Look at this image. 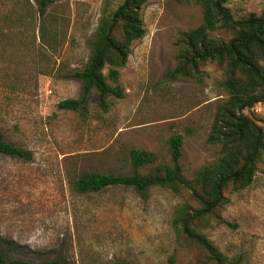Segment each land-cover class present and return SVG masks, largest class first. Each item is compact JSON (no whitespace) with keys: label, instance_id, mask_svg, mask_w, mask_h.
Segmentation results:
<instances>
[{"label":"rangeland","instance_id":"374dc122","mask_svg":"<svg viewBox=\"0 0 264 264\" xmlns=\"http://www.w3.org/2000/svg\"><path fill=\"white\" fill-rule=\"evenodd\" d=\"M119 0H0V133L30 150L23 160L0 154V242L9 255L58 264H215L178 230L175 219L185 195L155 185H110L78 192L79 173L124 174L132 170L129 151L145 149L170 162L167 139L183 137L180 163L186 177L219 155L206 138L217 104L227 97L221 71L204 67L202 80L166 72L175 65L178 33L202 21L200 5L181 0H146L141 8L145 34L131 46L120 71L124 97L95 89L80 111L58 107L79 99V79L67 77L87 62L103 12ZM235 17L259 12L264 0H231ZM43 28H42V23ZM107 69H104L106 72ZM252 115L264 131V101ZM253 182L226 193L220 214L198 222L232 264H264V162ZM229 261V262H230Z\"/></svg>","mask_w":264,"mask_h":264},{"label":"trees","instance_id":"16d2710c","mask_svg":"<svg viewBox=\"0 0 264 264\" xmlns=\"http://www.w3.org/2000/svg\"><path fill=\"white\" fill-rule=\"evenodd\" d=\"M42 15L49 0H37ZM200 5L202 21L193 28L178 33L176 62L166 75L202 80L204 67L214 65L221 71L219 86L227 93L216 106L207 142L219 146V155L186 177L180 163L183 137L172 134L167 143L171 161L150 166L146 173L140 168L157 160V153L131 148L132 170L124 174L84 171L73 180L78 192L99 191L110 185L134 186L147 190L164 186L185 195L183 208L175 219L178 230L194 241L215 264H232L230 259L198 229V222L213 218L229 224L220 214L228 202L226 193L250 185L259 163L264 162V131L247 112L264 101V8L235 17L227 3L231 0H181ZM146 0H119L114 8L103 12L92 38L87 62L67 77L80 80L83 94L79 99L66 98L58 102L65 110L80 111L87 96L95 89L100 104L107 110L106 97H124L120 71L126 65L132 43L145 34L141 8ZM42 23V28H43ZM107 69L104 72V69ZM0 154L29 160L32 152L3 139L0 133ZM13 247L0 242V264H58L56 259L38 262L12 257ZM230 261V262H229ZM121 264H133L123 262Z\"/></svg>","mask_w":264,"mask_h":264}]
</instances>
